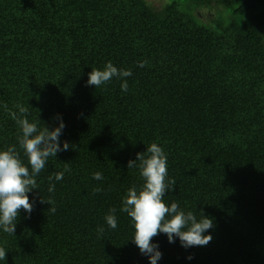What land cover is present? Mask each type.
<instances>
[{
    "label": "trees",
    "instance_id": "1",
    "mask_svg": "<svg viewBox=\"0 0 264 264\" xmlns=\"http://www.w3.org/2000/svg\"><path fill=\"white\" fill-rule=\"evenodd\" d=\"M201 7L227 11L226 25L200 21ZM109 61L131 70L127 92L116 78L86 86ZM17 106L41 129L58 127L59 114L60 146L70 148L36 177L33 211L21 210L15 236L0 230V264H149L120 209L143 184L127 164L152 143L176 181L165 203L198 219L202 210L215 224L205 247L153 238L157 264H264L263 0H173L158 9L146 0H0V151L15 146L27 165ZM59 172L62 180H49ZM40 197L55 201L54 214ZM112 208L115 230L105 221Z\"/></svg>",
    "mask_w": 264,
    "mask_h": 264
},
{
    "label": "clouds",
    "instance_id": "2",
    "mask_svg": "<svg viewBox=\"0 0 264 264\" xmlns=\"http://www.w3.org/2000/svg\"><path fill=\"white\" fill-rule=\"evenodd\" d=\"M147 61L140 62L139 67H145ZM132 75L131 70L118 69L112 62H108L103 70L95 68L88 74L86 86H94L95 89L110 83L113 78L123 81L121 91H128L126 78ZM18 112L11 113L12 118L19 125L21 135L18 138L20 149L27 157V165L20 158L15 146L0 151V230L9 235H14L20 212L23 210L30 217L33 211V203L30 202L29 193L38 189L36 177L45 169L50 157H55L61 151H68L70 145L67 141L61 147L60 136L65 124L57 115L59 126L49 130L47 126L41 129L37 123L27 119L28 108L17 106ZM64 172L70 171L68 163ZM139 167L143 184L139 190L133 186L128 189L123 198L120 211L126 213L135 229L131 240L140 253L147 256L149 264H157L162 258L158 250L159 245L151 241L159 234H165L169 243H174L175 238L180 241L181 247H205L213 240V236L205 233L214 229V218L200 212V218L191 212H185L177 202L169 206L165 203L167 193L175 190L176 181L169 179L167 156L157 143L147 147L146 152L137 153L135 160H130L128 169ZM64 172L55 173L49 180L60 181ZM93 179L103 180L102 173L93 174ZM55 191V184L50 183L48 192ZM97 192L101 189H96ZM40 203L49 205L48 211L56 212L55 201L49 198L47 201L40 197ZM116 209L109 210L105 216L106 224L115 230L118 226ZM27 218V217H26ZM97 232H104L103 226L98 227ZM15 236V235H14ZM7 250L0 247V260L5 261ZM187 259L191 260L190 255Z\"/></svg>",
    "mask_w": 264,
    "mask_h": 264
},
{
    "label": "rangeland",
    "instance_id": "3",
    "mask_svg": "<svg viewBox=\"0 0 264 264\" xmlns=\"http://www.w3.org/2000/svg\"><path fill=\"white\" fill-rule=\"evenodd\" d=\"M169 1L173 0H146L149 5L157 9ZM226 12L217 7H201L195 10L194 14L200 21L216 29V27L222 28L226 25L229 18Z\"/></svg>",
    "mask_w": 264,
    "mask_h": 264
},
{
    "label": "water",
    "instance_id": "4",
    "mask_svg": "<svg viewBox=\"0 0 264 264\" xmlns=\"http://www.w3.org/2000/svg\"><path fill=\"white\" fill-rule=\"evenodd\" d=\"M264 1V0H263Z\"/></svg>",
    "mask_w": 264,
    "mask_h": 264
}]
</instances>
